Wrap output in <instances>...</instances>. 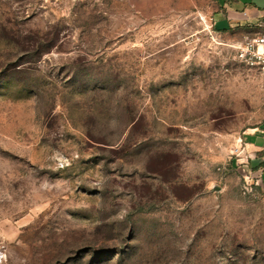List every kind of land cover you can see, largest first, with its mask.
<instances>
[{"label": "rangeland", "instance_id": "1", "mask_svg": "<svg viewBox=\"0 0 264 264\" xmlns=\"http://www.w3.org/2000/svg\"><path fill=\"white\" fill-rule=\"evenodd\" d=\"M215 10L0 0V264H264V84Z\"/></svg>", "mask_w": 264, "mask_h": 264}, {"label": "crops", "instance_id": "2", "mask_svg": "<svg viewBox=\"0 0 264 264\" xmlns=\"http://www.w3.org/2000/svg\"><path fill=\"white\" fill-rule=\"evenodd\" d=\"M213 26L235 45L264 34V0H216ZM237 165L264 191V123L241 136Z\"/></svg>", "mask_w": 264, "mask_h": 264}, {"label": "built area", "instance_id": "3", "mask_svg": "<svg viewBox=\"0 0 264 264\" xmlns=\"http://www.w3.org/2000/svg\"><path fill=\"white\" fill-rule=\"evenodd\" d=\"M237 50L240 58L258 71L264 84V34L247 38ZM236 153H239V149Z\"/></svg>", "mask_w": 264, "mask_h": 264}]
</instances>
